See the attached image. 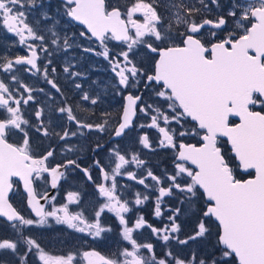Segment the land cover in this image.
<instances>
[{
  "label": "snow or ice",
  "instance_id": "6c2138e0",
  "mask_svg": "<svg viewBox=\"0 0 264 264\" xmlns=\"http://www.w3.org/2000/svg\"><path fill=\"white\" fill-rule=\"evenodd\" d=\"M46 3L0 0V30L17 37L12 47L25 53L11 47L0 53V225L7 230L0 234V264H264V0H60L55 10ZM73 22L85 30L72 32ZM84 54L107 62L112 87L123 95L115 123L109 111L97 116L84 104L98 105L97 89L106 87L93 80L85 89ZM23 73L36 80L26 82ZM91 134L107 139L97 136L92 162L82 167L81 146L71 141ZM191 138L198 142H185ZM53 139L63 142V160L55 163L56 148L42 147ZM137 144L153 153L172 150L171 170L155 174ZM101 152L106 156L96 158ZM77 169L102 198L91 216L71 209L82 203L79 192L46 207L55 197L34 186L43 181L55 189ZM241 169L249 178H238ZM122 176L144 191L124 198ZM19 181L27 214L9 196L18 195ZM149 200L155 218L166 216L161 227L130 215ZM106 213L127 242L109 255L92 248L54 256L33 232L51 218L103 239L116 230L103 220ZM143 229L162 241L159 253L138 238Z\"/></svg>",
  "mask_w": 264,
  "mask_h": 264
},
{
  "label": "flooded vegetation",
  "instance_id": "af4514ba",
  "mask_svg": "<svg viewBox=\"0 0 264 264\" xmlns=\"http://www.w3.org/2000/svg\"><path fill=\"white\" fill-rule=\"evenodd\" d=\"M60 5V0H51L50 4L46 3V7L51 10H55L58 6ZM39 12L37 10L36 15H38ZM67 19V18H65ZM64 27L67 29L69 28L68 24H64ZM84 26L80 25L78 22H73L71 25V31L75 33H79L80 31H84ZM13 41H16L17 38L13 34H3L2 35V40L4 38L7 39V37ZM5 39V40H6ZM1 40V43L3 41ZM77 43H80L79 40H77ZM118 42H112V45H116ZM110 45V47L112 46ZM95 47V44L92 45ZM11 48L13 53H18V54H25L23 46L16 45L15 47ZM114 50L118 51V48H115ZM0 53H2L0 49ZM76 55H80L79 49L75 50ZM60 59L56 60L55 63L59 65L60 63L63 62V56L64 54L61 53L59 54ZM83 66L88 69V79L87 82L85 83V89H88L89 86L91 85V82L93 80H98L102 85H106V87L102 89H97L98 91L101 92V102L96 105H90L87 102H84L86 107L92 108L95 110L97 116H99L100 111H109L112 113V122L115 123L116 118H118V114L121 110L122 105L125 103L123 95L118 94L117 91L112 87V85L115 83L114 77L110 70L108 69L107 62L102 58V57H97L93 56L91 54H84L83 60L81 61ZM58 67V71H59ZM23 76L26 78V82H33L36 80V77H30V74L28 73H23ZM30 77V78H29ZM61 83H63L61 81ZM39 87H45L42 81L39 82L38 84ZM93 87H95L93 85ZM70 95L73 96L74 99H78V96L75 93H69ZM38 101H41V106H43V103L45 102V98L42 95H37ZM144 99L148 102H151L149 100V94L145 93L144 94ZM31 113V110H29V114ZM140 115V120L139 123H146L147 121L143 118L142 114ZM96 117H93V120H95ZM74 130V129H73ZM138 131H140L138 129ZM143 131H147L150 135V137H155L157 135L155 129H144ZM102 137V142L103 140H106L107 137L104 136L103 134H91L87 136V138H72L71 143L75 145L81 146V150L77 154L79 157V162L81 163L82 167H89V165L92 162L93 159V153L91 152V147L94 146V142L97 139V136ZM118 139V138H117ZM35 143L38 145L41 143L40 137L37 135L34 137ZM185 142H190V143H197L198 138H191V139H185ZM52 144L53 147L56 148L57 150V156L53 163L55 162H60L63 160V156L60 155V145L63 144V142H57L55 139L53 140H44L42 147H47L48 144ZM122 145L124 142H121ZM108 145H106L107 147ZM225 147H230L228 145H225ZM42 150V149H38ZM136 150L137 151H142L141 158L147 161V166L150 167L153 172L157 175H160L163 173L165 169L171 170L172 168V157H173V152L170 149H160L157 148L156 152H150L147 149H141V147L137 144L136 145ZM72 156V158H76L75 155L69 154ZM231 155V153H229ZM106 152H101L99 153V156L96 158H101L105 157ZM131 171H135L137 175H141L143 173V169H137L134 165L130 167ZM92 174H93V179L99 182L97 177H98V172L95 169H92ZM254 175V173H253ZM237 176L238 178L241 179H246L248 178V174L244 172V170H237ZM14 179V178H13ZM17 179H14V181ZM147 183H151V181H146ZM118 183L121 186H126L122 187L121 191L124 194V198L127 199H132L133 194L136 191H144V188L142 185L137 184L133 180H129L127 176H122L118 177ZM37 189L38 192H48L51 190L50 185H45L43 181L39 182L38 184L34 185ZM16 189L20 191L22 195V199L19 198L17 195H13L11 193V200L14 203L15 206L18 208L23 206V210L25 211V214L29 211L26 208V203H25V193L21 187V183L19 182L18 185H16ZM70 191H76L81 194V200L82 203L77 206L76 204L70 205L71 209L73 211H79L81 208L85 210V215L91 216L92 214V209L93 207L97 204L98 200L102 199L98 197V193L96 191L95 184L92 181H89L87 177L79 170H75L72 172L67 173V178L62 179L59 182V186L54 189L51 197H55V200H49L48 205L55 204L56 206H60L63 203H66V196L67 193ZM17 196V198H16ZM154 199V195H153ZM166 202L170 200V198H165ZM166 207V205H165ZM147 211H150L152 213L151 216L147 215ZM142 214L145 219L151 223L153 226L156 227H161L162 226V221L166 222V216L163 218H155L153 215V200H149L146 202L145 205L139 207L138 209L134 210L133 214ZM154 217V218H153ZM151 218V219H150ZM3 219V218H1ZM103 220L106 223L112 224L114 229L113 232L106 233L103 239H98L96 240V243L98 244L99 248H95L96 250L100 251L104 255H109L111 252H114L117 250L118 247H121L122 245H126V241H122L121 237L118 235V223L116 221V218L114 214L112 213H106L105 216L103 217ZM157 220L156 222H154ZM7 231V230H6ZM6 231L4 234H6ZM142 235H140L138 238L141 241H151L154 243L157 247V250H159L162 241L157 240L154 236L151 235L150 230L148 229H143L140 230ZM33 232L36 234L39 242L45 247V249L54 256L58 255H64L68 253L69 251L76 252L79 250L80 252L84 250H89L94 248L93 240L94 238L86 235V233H81L79 234L78 232L67 228L66 225L62 224H57L55 220L49 219V224L45 225L40 228H34ZM82 236V240L78 238V236ZM80 239V240H79ZM145 239V240H144ZM85 241H89L85 243ZM104 242H106L107 246L109 248L106 251V247L104 246ZM123 243V244H122ZM96 244V245H97ZM101 246V249H100ZM105 251V252H104ZM77 259L79 260L80 257L78 256Z\"/></svg>",
  "mask_w": 264,
  "mask_h": 264
},
{
  "label": "rangeland",
  "instance_id": "374dc122",
  "mask_svg": "<svg viewBox=\"0 0 264 264\" xmlns=\"http://www.w3.org/2000/svg\"><path fill=\"white\" fill-rule=\"evenodd\" d=\"M35 15H36V13H35ZM6 32L5 31H3V30H0V49H1V51H2V53H4V51H5V48L6 47H11V44H12V40L9 38V36L7 37V39L6 38H4V40H2L1 38H2V35L3 34H5ZM6 34H10V33H6ZM17 38V37H16ZM6 39V40H5ZM1 40L3 41V43H1ZM141 154H142V151H141ZM19 198H21L22 199V195H21V193H20V191L18 190V195H17ZM17 196H16V198H17ZM5 231H6V227L5 226H3V225H0V234H4L5 233ZM79 234H81V233H79ZM87 235V234H86ZM78 238H80L81 240H82V238H84V237H82V236H78ZM79 239V240H80ZM96 240H98V239H94L93 240V242H94V244H93V246H94V248H99L98 247V244L96 243ZM85 243H87V242H89L88 240L87 241H85V240H83ZM127 243V242H126ZM97 244V245H96ZM123 244V243H122ZM104 246L106 247V251H107V249L109 248V246H107V244H106V242H104ZM123 246V245H122ZM100 249H101V246H100ZM105 252V251H104Z\"/></svg>",
  "mask_w": 264,
  "mask_h": 264
},
{
  "label": "trees",
  "instance_id": "16d2710c",
  "mask_svg": "<svg viewBox=\"0 0 264 264\" xmlns=\"http://www.w3.org/2000/svg\"><path fill=\"white\" fill-rule=\"evenodd\" d=\"M147 215H149V216H151L152 215V213L150 212V211H147V213H146ZM154 218V217H153ZM186 218V217H185ZM151 219V218H150ZM0 220H2L1 218H0ZM157 220H155L154 222H156ZM214 230H215V228H214ZM145 240V239H144ZM162 244V243H161ZM173 245L175 246V242H173ZM160 250H161V248H159V250H157V252L159 253L160 252ZM184 251H188V249H184ZM232 264H237V262L235 261V260H233V262H232Z\"/></svg>",
  "mask_w": 264,
  "mask_h": 264
},
{
  "label": "water",
  "instance_id": "95a60500",
  "mask_svg": "<svg viewBox=\"0 0 264 264\" xmlns=\"http://www.w3.org/2000/svg\"><path fill=\"white\" fill-rule=\"evenodd\" d=\"M248 178H249V177H248ZM14 179H17V180H18V178H14ZM246 179H247V178H246ZM19 182L21 183V187H22V189H23V182H22V181H19ZM23 191H24V190H23ZM53 191H54V189L51 188V190L47 192V194L49 195V197H51ZM9 196H11V193L9 194ZM10 199H11V198H10ZM41 203H44V201H41Z\"/></svg>",
  "mask_w": 264,
  "mask_h": 264
}]
</instances>
